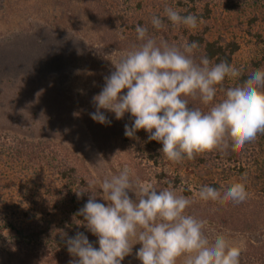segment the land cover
Segmentation results:
<instances>
[{
	"label": "trees",
	"instance_id": "trees-1",
	"mask_svg": "<svg viewBox=\"0 0 264 264\" xmlns=\"http://www.w3.org/2000/svg\"><path fill=\"white\" fill-rule=\"evenodd\" d=\"M232 1L236 0H32L31 4H34L31 5L33 9L30 17L36 22L27 35L32 38L30 41L34 46L45 47L49 56L61 50L64 57L70 52L71 59L75 61L78 59V50L84 51L86 58L96 51V56L101 57L99 62L107 64L108 60L112 69L110 71H114L112 60H119L123 54L142 43L137 39L135 30L139 24L146 27L148 35L158 43L167 41L170 45L181 46L197 41L199 48L194 54L197 62L201 56H207L212 63L227 61L235 66L242 46L228 22L229 11L225 9L226 17H221L219 22L217 20L222 6L226 7ZM166 6L173 7L181 15H196L198 27L189 29L183 25L173 26L164 16ZM154 15L162 17L164 28H154L151 23ZM255 46L263 58L257 56L252 59L244 66L239 78L226 79L223 85H217L213 103L224 98L228 87L241 84L249 74L263 68L264 39L259 34ZM41 62L48 65L47 60ZM186 99L190 107H198L205 112L211 107V104L204 105L198 98ZM95 111L96 107L92 106L85 114V121L97 145L104 148L114 138L152 165L158 166L167 161L160 151L162 143L149 140V133L144 129L138 130L134 138L125 135V125L133 122L130 113H125L122 119H116L113 112L101 109L111 121L110 124H102L91 118L90 113ZM177 165L179 168L176 172L161 170L152 172V176L140 168L139 162L136 168L140 180L152 181L153 177L162 183L166 179L167 188L192 199L194 203L187 211L196 215V209L200 208L203 201L194 193L202 185L215 187L221 193L225 190L215 177L219 167L222 170L219 174L221 178L236 177L237 182L246 184L250 194L242 203H229L231 211L238 208L234 213L238 223L249 229L257 223L259 214H252L254 211L250 213L249 209L257 203L264 206V132L239 151H232L229 146L225 151L205 152ZM186 171L192 176L188 185L180 179V175ZM90 180H94L92 175L82 169L80 163L78 165L70 161L62 148L52 141L31 140L0 132V256L7 258L8 264H23L28 252L34 250L54 257H73L68 252L66 241L77 232L84 233L92 243L94 234L87 229L84 217L78 214L92 195L87 182ZM20 185L31 196L42 193L44 197L51 198L53 202L47 206L50 208L47 211L49 213L41 211L39 215L30 216V207L22 204V209H25L23 215L17 216L14 210L19 209V206L15 200L10 205V198L4 193L18 190ZM165 185L160 184L159 189L166 188ZM77 191H83V195L78 197ZM94 192L97 201L107 205L98 183ZM183 261L182 257L177 264H183ZM240 264H264V246L252 248L244 245Z\"/></svg>",
	"mask_w": 264,
	"mask_h": 264
},
{
	"label": "clouds",
	"instance_id": "clouds-1",
	"mask_svg": "<svg viewBox=\"0 0 264 264\" xmlns=\"http://www.w3.org/2000/svg\"><path fill=\"white\" fill-rule=\"evenodd\" d=\"M164 16L173 26L198 27L196 15H181L170 6L164 8ZM151 23L157 30L165 27L161 16L154 15ZM135 30L142 43L119 60H112L115 70L93 97V120L111 123L101 109L113 112L116 119L130 113L133 122L125 125V135L134 138L144 129L149 140L162 143V155L177 164L205 152L225 151L229 146L239 151L264 132V70L258 69L241 84L228 87L224 98L213 103L217 85L239 78L241 69L227 61L212 63L207 56L197 62V41L181 46L158 43L146 27L138 24ZM187 97L211 107L206 112L190 107ZM103 163L101 158L97 165ZM87 182L92 195L78 214L98 237L99 248L77 232L66 241L68 252L78 257L70 264H121L137 243L142 245L136 252L142 264H177L181 257L183 264H240L242 242L231 243L223 235L210 240L205 234L207 220L186 214L192 199L170 187L158 189L153 182L140 180L129 165L117 174H104L99 182L107 205L96 199L97 182ZM77 195L82 196L83 191ZM194 196L204 202L239 204L250 194L244 182H237L223 193L202 185Z\"/></svg>",
	"mask_w": 264,
	"mask_h": 264
},
{
	"label": "rangeland",
	"instance_id": "rangeland-1",
	"mask_svg": "<svg viewBox=\"0 0 264 264\" xmlns=\"http://www.w3.org/2000/svg\"><path fill=\"white\" fill-rule=\"evenodd\" d=\"M31 2L32 0H0V132H9L31 140L52 141L62 148L70 161L78 165L80 163V167L87 170L98 184L104 174H117L125 164L134 170L137 177L138 162L149 176H152V172L161 170L176 172L179 168L176 163L167 160L158 166L152 165L147 160H141L130 147L117 142V139H111L104 148L95 143L87 127L85 114L94 106L93 97L102 90L105 77L112 72L110 63L108 60L107 64L99 62L101 57L96 56V51L90 58H86L85 52L78 50V59L73 61L70 52H66L64 57V53L59 50L49 56L45 47L34 46L30 41L32 38L27 35L36 22L30 17L33 9L31 5L34 4ZM225 9L229 11L230 21H227L242 46L235 64V67L242 70L257 56L263 58L255 43L258 34L264 39V0L232 1L226 7L222 6L217 15L218 22L221 17H226ZM42 58L47 60L48 65L41 62ZM262 60L264 64V59ZM260 70H264V66ZM101 158L104 160L103 166H98ZM215 172V177L224 189L237 183L236 177L221 178L219 174L222 170L219 167ZM191 177L187 171L180 175L182 183L187 185L192 181ZM151 178L152 181L148 182H153L158 189L160 184L165 185L167 182L166 179L161 183L156 178ZM26 192L21 187L4 193L10 198V205L15 200L19 206V209L14 210L17 216L23 215L25 209H22V204L30 207V216L50 209L47 206L49 202H53L51 198L44 197L42 193L31 196ZM129 195L135 199L133 192L130 191ZM231 210L229 203L203 201L194 216L207 220L205 234L210 240L223 235L231 243L242 242L252 248L264 246L263 204L257 203L250 207V213L254 211L252 214H259L257 223L250 229L240 225L234 214L236 210ZM186 214H190L187 209ZM92 244L99 248L98 237L95 235ZM140 247L142 245L139 243L133 245L132 252L121 264H142L136 257ZM66 257L49 256L46 252L34 250L28 252L23 264H70V261L78 259ZM5 259L7 258L0 256V264H8Z\"/></svg>",
	"mask_w": 264,
	"mask_h": 264
}]
</instances>
